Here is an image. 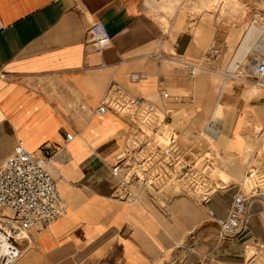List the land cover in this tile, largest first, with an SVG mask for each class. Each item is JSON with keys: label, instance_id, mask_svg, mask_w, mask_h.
<instances>
[{"label": "crops", "instance_id": "1", "mask_svg": "<svg viewBox=\"0 0 264 264\" xmlns=\"http://www.w3.org/2000/svg\"><path fill=\"white\" fill-rule=\"evenodd\" d=\"M169 1L0 0V164L17 143L54 151L45 167L64 202L57 221L19 242L14 264H245L251 247L264 256L261 188L244 230L220 237L232 196L264 160V75L254 73L264 37L248 36L252 23L264 30V0ZM100 21L111 42L98 50L87 31ZM110 89L157 109L165 100L185 160L225 164L230 184L205 204L171 194L160 198L165 208L142 193L117 200L110 166L131 124L96 111Z\"/></svg>", "mask_w": 264, "mask_h": 264}, {"label": "built area", "instance_id": "2", "mask_svg": "<svg viewBox=\"0 0 264 264\" xmlns=\"http://www.w3.org/2000/svg\"><path fill=\"white\" fill-rule=\"evenodd\" d=\"M87 39L98 50L111 42L104 23L93 22L87 31ZM217 53L216 49H209ZM195 65H189V74L197 73ZM258 78L264 75V54L254 65ZM139 74L130 76L137 80ZM157 109L153 103L141 98H130L110 89L96 109L99 114L110 110L128 119L131 124L130 138L111 164V173L117 178V200L135 201L140 193L158 200L166 196H191L200 204L211 198L207 170L209 162L192 163L185 160L178 148V137L168 128L171 110ZM215 121H209L207 132L216 135ZM71 140V135H65ZM37 155L17 143L12 154L0 164V264H14L23 250L18 244L28 238L31 228L40 230L57 221L64 212V202L45 163L55 152L44 149ZM245 175L254 186L247 193L236 192L221 223V238H231L245 228L246 205L256 190L253 179L264 168V160L258 161ZM260 168V169H259ZM171 192V193H169ZM169 193V194H168ZM165 208V205H160Z\"/></svg>", "mask_w": 264, "mask_h": 264}, {"label": "rangeland", "instance_id": "3", "mask_svg": "<svg viewBox=\"0 0 264 264\" xmlns=\"http://www.w3.org/2000/svg\"><path fill=\"white\" fill-rule=\"evenodd\" d=\"M201 3H204L206 0H199ZM170 3L174 4V3H178V0H170ZM188 4L192 7H196L194 1H187ZM169 4L170 6H168L169 10H172L173 5ZM165 22V20H163ZM264 31V30H263ZM264 33V32H263ZM173 129H178L176 126H173ZM191 135V134H188ZM204 142H203V146H202V150H204V148H208L211 151V154L215 153V150L212 147V141L208 138V137H204ZM206 141V142H205ZM206 143V144H204ZM200 145V140L199 142L197 141V146ZM206 145V146H205ZM212 160V159H211ZM259 164V163H256ZM262 165V164H259ZM209 168L207 170V177L208 179V185L210 186V191H211V195L214 197V195L217 193L218 190H220L223 187H226L230 184L231 180L229 178L226 177V175L224 174L225 171V164L220 163L219 161H217V163L212 162L208 164ZM260 169V168H259ZM263 173L262 171H257L256 177L255 179H253L254 183L259 186L261 188V191L264 192V176H262ZM250 185L251 187L254 186L252 185L251 181H246L244 184V188H243V192L246 193L247 191L250 190ZM215 193V194H214ZM145 196V195H144ZM143 201L144 198H142ZM159 204H162V200L160 198H158ZM251 250V256H246L244 257V262L245 264H264V256L263 255H257L255 252V249L253 247L249 248ZM221 264V263H219Z\"/></svg>", "mask_w": 264, "mask_h": 264}, {"label": "bare ground", "instance_id": "4", "mask_svg": "<svg viewBox=\"0 0 264 264\" xmlns=\"http://www.w3.org/2000/svg\"><path fill=\"white\" fill-rule=\"evenodd\" d=\"M264 31H263V27L262 26H259L258 24H250L249 25V29H248V36L250 37V38H252V37H254V36H256V34L258 33L259 35H263V37H264V33H263ZM218 109H221V108H219L218 107ZM220 113H221V111H220ZM215 115V114H214ZM213 115V116H214ZM219 117V116H218ZM220 118V117H219ZM218 118V119H219ZM262 176H264V175H262ZM258 177V176H257ZM256 177V175H255V178H257Z\"/></svg>", "mask_w": 264, "mask_h": 264}]
</instances>
